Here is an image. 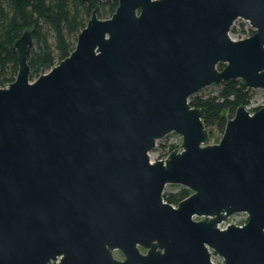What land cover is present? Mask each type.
<instances>
[{
  "label": "water",
  "instance_id": "water-1",
  "mask_svg": "<svg viewBox=\"0 0 264 264\" xmlns=\"http://www.w3.org/2000/svg\"><path fill=\"white\" fill-rule=\"evenodd\" d=\"M89 2L90 0H84ZM31 79L32 30L0 87V264H264V105L217 142L190 96L264 88V0H118ZM254 32L235 39L237 19ZM223 67L219 68V64ZM176 132L181 149L151 160ZM170 183L192 192L176 205ZM245 211L243 224L219 223ZM120 250L123 258L115 256Z\"/></svg>",
  "mask_w": 264,
  "mask_h": 264
},
{
  "label": "trees",
  "instance_id": "trees-1",
  "mask_svg": "<svg viewBox=\"0 0 264 264\" xmlns=\"http://www.w3.org/2000/svg\"><path fill=\"white\" fill-rule=\"evenodd\" d=\"M96 4V0H0V87L8 85L17 76L19 61L14 44L25 29L32 30L34 42L29 64L30 76L35 78L75 48L78 33L86 26ZM117 5L118 0H104L98 15L111 16ZM223 65L220 63L218 66L222 68ZM215 84L218 85L217 90L209 93L199 90L190 96V102L193 106L205 108L203 121L210 139L217 142L238 106L249 104L253 89L242 78L220 80ZM163 147L165 154L176 145L166 148L164 143ZM191 192L190 188L181 186L177 191L164 192L163 196L166 201L177 204Z\"/></svg>",
  "mask_w": 264,
  "mask_h": 264
},
{
  "label": "rangeland",
  "instance_id": "rangeland-1",
  "mask_svg": "<svg viewBox=\"0 0 264 264\" xmlns=\"http://www.w3.org/2000/svg\"><path fill=\"white\" fill-rule=\"evenodd\" d=\"M252 30H254V28L250 25L249 22L245 21L244 19L239 18L233 24L230 34L233 38L239 39V38H242V36L244 35H251ZM71 39L73 40L74 37H71ZM36 77L37 76H35V78ZM35 78H31V79H35ZM217 89H218V85L213 83L211 85H208L202 88L201 90L203 93H209ZM252 89L253 90H252L251 100L249 104L246 106L247 109H249L250 111H253V108L257 106L264 105V88H252ZM181 141H182L181 134L176 133V132L169 133L165 135L164 137L158 139L156 146L150 152L151 160L161 159L163 156L168 155V153L163 154V148H164L163 144L164 143L167 145L166 148H169V146L173 144V145H176L175 148L181 149ZM210 142H216V141L213 139H210ZM181 186L184 187V185L182 184L170 183L166 186L164 192L177 191L180 189ZM244 217H245V213H234L228 218L227 222L235 223V222H238L239 219H242ZM114 254L118 258H123V253L120 250H115ZM212 256H213L214 261H216L218 264H223V257L220 256L218 253H216L215 251H212Z\"/></svg>",
  "mask_w": 264,
  "mask_h": 264
},
{
  "label": "built area",
  "instance_id": "built-area-1",
  "mask_svg": "<svg viewBox=\"0 0 264 264\" xmlns=\"http://www.w3.org/2000/svg\"><path fill=\"white\" fill-rule=\"evenodd\" d=\"M245 21L249 22L248 20H245ZM250 25H251V24H250ZM246 36H249V35H244V36H242V38H243V37H246ZM166 157H167V155L163 156L161 159H164V158H166ZM174 205H176V204H174ZM237 213H245V217L242 218V219H239V221H238V222H235V223H237V224H243V223H245V222L247 221V219H248V214H247V212H245V211H240V212H237ZM229 217H230V216H229ZM229 217H228V218H229ZM227 220H228V219H227ZM227 220H224V221H222L221 223H219V226H220L221 228L226 227L229 223H231V222H227ZM212 261L214 262V264H218L216 261H214L213 256H212Z\"/></svg>",
  "mask_w": 264,
  "mask_h": 264
}]
</instances>
